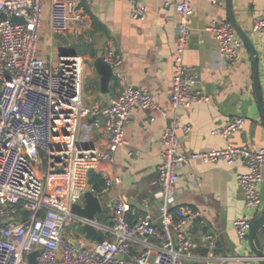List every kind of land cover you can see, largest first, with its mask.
I'll return each instance as SVG.
<instances>
[{
	"label": "built area",
	"instance_id": "1",
	"mask_svg": "<svg viewBox=\"0 0 264 264\" xmlns=\"http://www.w3.org/2000/svg\"><path fill=\"white\" fill-rule=\"evenodd\" d=\"M83 0H51L52 32L70 29L87 33ZM133 1L132 16L144 19L145 0ZM224 6L226 0H209ZM45 0H0V264H30L29 255L39 251L38 264H185L192 257L194 239L187 224L200 213L184 206L172 209L173 191L179 180V167L192 160L205 162L225 160L248 171L237 174L239 187L245 192L248 212L234 221L241 242H247L257 213L263 206L260 186L263 182L264 147L255 150L228 144L210 150L179 152L180 132L188 134L192 127L175 119L160 137L163 145L159 164L162 202L159 219L145 213L135 220V209L126 197L114 205L113 223L102 227L113 237L97 242L93 248H76L65 234L73 224L87 220L72 211V205L83 200L89 190V173L128 144L126 123L135 107L153 110L167 117L168 111L148 89L127 82L120 52L112 47L103 55L114 69L118 93L107 106L87 105L84 99L85 61L75 52H63L55 61L37 55L39 30L44 17ZM180 16L177 46L174 52L176 71L170 102L174 109L191 107L207 101L201 90L194 89L198 77L184 63L189 45V21L192 0H179ZM254 31L264 34V16L254 21ZM207 30L218 40L219 57L234 63L245 44L229 20L212 19ZM89 118L102 120L108 137L104 149L93 147L84 139L91 131ZM246 119L238 116L224 127L215 126L212 133L230 136L240 130ZM102 195L121 182L120 177L101 170ZM91 189V188H90ZM160 221L158 228L157 222ZM155 237L157 242H150ZM217 234L206 236L209 247ZM144 245L133 250V244Z\"/></svg>",
	"mask_w": 264,
	"mask_h": 264
},
{
	"label": "crops",
	"instance_id": "2",
	"mask_svg": "<svg viewBox=\"0 0 264 264\" xmlns=\"http://www.w3.org/2000/svg\"><path fill=\"white\" fill-rule=\"evenodd\" d=\"M178 1L145 0V18L135 19L132 16L133 1L83 0L86 31L93 37L89 42L77 29L54 34L49 20L51 0H45L37 55L47 61H55L63 52L82 55L87 105L107 106L110 98L118 93L115 77L108 92L102 91L101 75L94 67L95 59L114 47L123 58L128 84L148 89L168 111V116L163 117L153 110L135 107L125 127L128 144L115 153L113 160L101 162L89 173V190L96 194L98 191L91 179L97 176L103 180L101 170L121 179L106 193L98 194L105 198L106 203H103V212L96 216V228L107 240H113V237L102 227L112 225L114 205L120 196L126 197L129 203H141L148 209L145 212L133 206L136 214L132 220L145 213L159 219L162 185L158 167L163 151L160 137L175 119L192 127L188 134L180 132L181 154L221 148L229 143L253 150L264 147V121L254 86L252 56L245 46L234 63H226L219 57L218 40L207 30L212 19L229 20L227 0L224 6H215L209 0H192L189 45L184 53V63L193 68L198 77L194 89L201 90L208 100L196 102L188 108L172 107L170 96L176 71L174 52L180 22L176 10ZM232 6L235 19L251 37L258 54L264 107V34L253 29L254 21L264 16V0H233ZM104 35L107 37L105 49L99 50V40ZM238 116L246 119L240 130L227 137L212 133L216 125L224 127ZM88 122L93 124V128L89 132L84 131L83 138L93 147L106 148L108 137L102 120L89 118ZM247 171L242 164L229 165L225 160L205 162L197 159L179 167V180L173 191L171 207L175 210L189 206L200 213L186 226L195 248L192 257L184 259L185 264H258L251 260L248 241L241 242L234 228L235 219L248 212L245 192L237 181V174ZM260 189L263 206L258 213L262 214L264 177ZM157 226L160 227V221ZM81 227L79 224L66 227V236L78 241L80 248H93L97 241L87 238ZM214 233L217 234L215 245L209 247L205 238ZM150 242H157V239L150 238ZM256 244L264 250V228L258 233ZM143 246L135 243L132 247L136 251Z\"/></svg>",
	"mask_w": 264,
	"mask_h": 264
},
{
	"label": "water",
	"instance_id": "3",
	"mask_svg": "<svg viewBox=\"0 0 264 264\" xmlns=\"http://www.w3.org/2000/svg\"><path fill=\"white\" fill-rule=\"evenodd\" d=\"M233 0H227L228 6V14L229 21L234 26L236 32L243 40L246 48L250 52L253 61V78H254V86L256 95L258 97V105L260 107L261 115L264 121V107L262 102L261 95V86H260V78H259V59L256 48L251 37L244 31L233 14ZM107 37L104 35L101 40H99V50L105 49ZM94 67L97 72L101 75V87L104 93L108 92L110 82L114 78V69L113 67L104 60L103 56H100L95 59ZM84 202L75 203L72 205V211L81 217L86 218V222L82 225L81 231L86 234V237L95 240L97 242H103L105 237L102 235L98 229L96 228V216L99 213L103 212V203H106L104 197L99 196L94 191L88 190L85 192L83 196ZM131 206H135L140 208L141 210L147 212L146 209L141 203H130ZM264 228V212L258 215L252 224L251 230L249 232L248 237V249L251 253V260L257 262L258 264H264V250L259 248L256 244V238L258 233ZM70 241L76 246V248H80V243L75 241L74 239H70ZM38 255L39 251H34L29 255V263L30 264H38Z\"/></svg>",
	"mask_w": 264,
	"mask_h": 264
},
{
	"label": "trees",
	"instance_id": "4",
	"mask_svg": "<svg viewBox=\"0 0 264 264\" xmlns=\"http://www.w3.org/2000/svg\"><path fill=\"white\" fill-rule=\"evenodd\" d=\"M91 182L95 188V190H97L98 192L102 189V187L104 186V181L100 178V177H94L91 179Z\"/></svg>",
	"mask_w": 264,
	"mask_h": 264
},
{
	"label": "rangeland",
	"instance_id": "5",
	"mask_svg": "<svg viewBox=\"0 0 264 264\" xmlns=\"http://www.w3.org/2000/svg\"><path fill=\"white\" fill-rule=\"evenodd\" d=\"M258 215H260V214L258 213Z\"/></svg>",
	"mask_w": 264,
	"mask_h": 264
}]
</instances>
